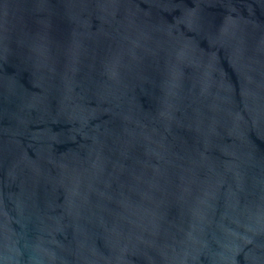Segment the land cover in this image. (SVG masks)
I'll use <instances>...</instances> for the list:
<instances>
[{
	"label": "water",
	"instance_id": "water-1",
	"mask_svg": "<svg viewBox=\"0 0 264 264\" xmlns=\"http://www.w3.org/2000/svg\"><path fill=\"white\" fill-rule=\"evenodd\" d=\"M0 264H264V0H0Z\"/></svg>",
	"mask_w": 264,
	"mask_h": 264
}]
</instances>
